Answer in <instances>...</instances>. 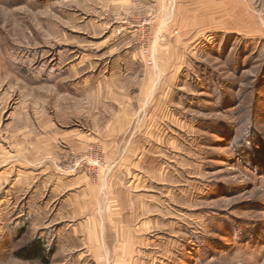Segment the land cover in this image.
I'll use <instances>...</instances> for the list:
<instances>
[{
  "label": "rangeland",
  "instance_id": "1",
  "mask_svg": "<svg viewBox=\"0 0 264 264\" xmlns=\"http://www.w3.org/2000/svg\"><path fill=\"white\" fill-rule=\"evenodd\" d=\"M132 104L128 132L159 110L167 139L136 264H264V0H0V264H42L13 254L37 237L60 264L26 197L45 169L99 184L95 136Z\"/></svg>",
  "mask_w": 264,
  "mask_h": 264
},
{
  "label": "crops",
  "instance_id": "2",
  "mask_svg": "<svg viewBox=\"0 0 264 264\" xmlns=\"http://www.w3.org/2000/svg\"><path fill=\"white\" fill-rule=\"evenodd\" d=\"M133 107L114 114L105 123L103 133L95 136L103 143L110 163L99 184L90 183L84 175L47 176L45 169L39 172L38 184L34 182L32 193L26 197V205L37 198L39 228L53 232L59 244L56 255H61L60 264L71 263L74 256L82 264L91 260L95 264H136L150 247V227L156 220L149 211L143 216L140 208L143 192L153 184L144 167L149 166L147 159L159 152L166 137L157 130L159 110L145 128L130 134L133 115L129 111H135ZM164 107L159 106L161 110ZM18 175L14 186H30V173ZM133 197L141 200L139 208L133 206ZM132 222L137 224H129Z\"/></svg>",
  "mask_w": 264,
  "mask_h": 264
},
{
  "label": "trees",
  "instance_id": "3",
  "mask_svg": "<svg viewBox=\"0 0 264 264\" xmlns=\"http://www.w3.org/2000/svg\"><path fill=\"white\" fill-rule=\"evenodd\" d=\"M13 254L20 259L36 260L42 264H48L51 260L53 249H49L46 242L37 237L16 249Z\"/></svg>",
  "mask_w": 264,
  "mask_h": 264
},
{
  "label": "built area",
  "instance_id": "4",
  "mask_svg": "<svg viewBox=\"0 0 264 264\" xmlns=\"http://www.w3.org/2000/svg\"><path fill=\"white\" fill-rule=\"evenodd\" d=\"M143 52H146V49H143Z\"/></svg>",
  "mask_w": 264,
  "mask_h": 264
}]
</instances>
